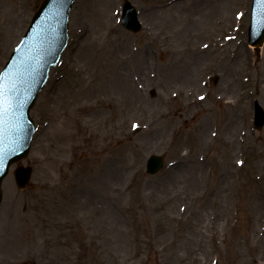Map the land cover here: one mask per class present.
Returning a JSON list of instances; mask_svg holds the SVG:
<instances>
[{"label": "rangeland", "instance_id": "1", "mask_svg": "<svg viewBox=\"0 0 264 264\" xmlns=\"http://www.w3.org/2000/svg\"><path fill=\"white\" fill-rule=\"evenodd\" d=\"M41 1L0 0V69ZM130 1L136 33L123 0L71 11L31 109V178L19 189L13 165L1 185L0 244L29 248L30 264H264V41L247 43L250 0ZM152 153L165 166L148 174Z\"/></svg>", "mask_w": 264, "mask_h": 264}, {"label": "water", "instance_id": "2", "mask_svg": "<svg viewBox=\"0 0 264 264\" xmlns=\"http://www.w3.org/2000/svg\"><path fill=\"white\" fill-rule=\"evenodd\" d=\"M75 0H44L34 16L21 44L5 65L0 78V184L13 162L29 149L34 125L30 107L44 85L48 71L55 65L68 37V13ZM136 10L129 1L123 9V24L138 31ZM249 43L258 47L264 41V0H252L248 28ZM264 110L255 102L254 126L261 130ZM163 165V156L151 155L146 170L154 173ZM31 168L18 166L14 171L17 185L23 188ZM1 193V191H0ZM1 198V197H0Z\"/></svg>", "mask_w": 264, "mask_h": 264}, {"label": "flooded vegetation", "instance_id": "3", "mask_svg": "<svg viewBox=\"0 0 264 264\" xmlns=\"http://www.w3.org/2000/svg\"><path fill=\"white\" fill-rule=\"evenodd\" d=\"M21 246L18 249H15L12 254L9 251L8 243L2 244V251L4 252L3 256L0 258V264H30V262L34 261L33 252L27 250L24 254V248Z\"/></svg>", "mask_w": 264, "mask_h": 264}, {"label": "snow or ice", "instance_id": "4", "mask_svg": "<svg viewBox=\"0 0 264 264\" xmlns=\"http://www.w3.org/2000/svg\"><path fill=\"white\" fill-rule=\"evenodd\" d=\"M201 99H203V97H201ZM134 127H135V125H134Z\"/></svg>", "mask_w": 264, "mask_h": 264}, {"label": "bare ground", "instance_id": "5", "mask_svg": "<svg viewBox=\"0 0 264 264\" xmlns=\"http://www.w3.org/2000/svg\"><path fill=\"white\" fill-rule=\"evenodd\" d=\"M20 244V243H19Z\"/></svg>", "mask_w": 264, "mask_h": 264}]
</instances>
